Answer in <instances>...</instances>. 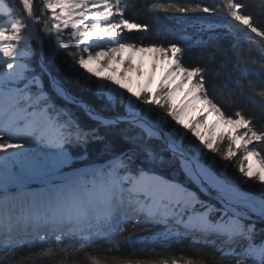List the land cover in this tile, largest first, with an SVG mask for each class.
<instances>
[{
	"label": "snow or ice",
	"instance_id": "obj_1",
	"mask_svg": "<svg viewBox=\"0 0 264 264\" xmlns=\"http://www.w3.org/2000/svg\"><path fill=\"white\" fill-rule=\"evenodd\" d=\"M19 3L0 0V264H19L22 248L29 260L54 264H80L76 257L83 264H208L202 258L93 255L103 241L111 253L125 244L151 251L156 241L164 246L185 239L218 253L213 264H264V196L243 190L226 165L214 170L215 156L201 159L207 150L235 161L242 179L264 189V126L242 109L223 110L208 87L211 81L234 98L247 90L264 103V0L258 6L244 0H151L155 13L200 32L222 27L243 33L261 52L259 58L244 56L233 45L235 64L224 52L219 59L210 55L207 66L186 65L178 40L144 44L140 37L151 26L130 15L138 0ZM254 7L259 11L249 10ZM188 14L207 15L195 16L192 25ZM45 36L50 51L43 47ZM61 51L79 73L87 99L55 74ZM138 53L154 54L150 71L143 59L137 62ZM253 71L259 76H249ZM209 117H215L211 126ZM220 124L227 131L217 136ZM117 140L128 147L121 149ZM92 144L108 159L71 168L72 149L87 161ZM165 169L178 170L185 181L169 179ZM156 226L160 231L134 235Z\"/></svg>",
	"mask_w": 264,
	"mask_h": 264
},
{
	"label": "rangeland",
	"instance_id": "obj_2",
	"mask_svg": "<svg viewBox=\"0 0 264 264\" xmlns=\"http://www.w3.org/2000/svg\"><path fill=\"white\" fill-rule=\"evenodd\" d=\"M142 1L144 2V5H148V8H145V7L143 8L142 12L136 18V21L147 24L144 21L145 17L148 13L153 12L150 9L151 0H142ZM4 2L8 3L6 0H4ZM155 2L172 3V2H177V0H155ZM179 2H187V0H179ZM205 2L209 3V2H212V0H205ZM244 2L250 4L249 0H244ZM260 2L261 0H253V5L258 6ZM8 4L10 6L21 7L20 3H18L17 5H12L10 3ZM249 10L253 12H258L259 8L254 7V8H250ZM197 15L206 16L207 14H188V19L191 21L192 25H195L196 23H198V21L194 19V17ZM216 18L222 19V14L218 13ZM175 20L177 21L176 29L181 33H184V32L189 33L191 34V37H192L190 39H184L180 41L182 48L185 50L184 56H183V62L186 65H189L187 61H190V62L194 61L193 63H195L194 65L196 66H207L208 57L210 55H216L217 58L219 59L220 56L224 52H228L230 62L235 64L237 60V56L233 52H231L233 45H236L238 50H242L241 54L244 56H248L249 53L252 54L253 58H259L261 56V52L259 50L258 45L256 43L249 42L244 37L243 33H238L237 31H233L232 33H229L227 29L220 27L215 32H211V33L203 32L205 40L200 42L196 39V36L198 35V33H200V31L194 29L189 24L178 20L176 17H175ZM261 22L264 23V21H261ZM150 32H151V27L150 29L146 30L143 33V35L140 37L143 40L144 44H148L149 42H157L156 40L151 39V37L149 36ZM65 38L68 40L70 45L75 44V38L71 37L69 33L65 34ZM169 41L171 40H168L167 42H161V43L166 44ZM93 47H95V45H93ZM199 48L200 49L202 48V50H204L205 52V55L202 59L203 61L199 60L200 56L196 55V53H193L194 50H199ZM217 49H219L220 51L218 52ZM192 58H196L197 60H193ZM145 70L150 71L148 68H145ZM257 76H259V72L253 71L252 77H257ZM234 77L240 78L241 83H244L241 72H235ZM220 79H223V77H221ZM208 87H209L210 94L215 97L216 101H218L220 104L223 105V110L230 112V113H234L235 111L242 109L250 117H253L256 119L257 127L264 126V103H261L260 99L257 96L245 90L243 97H241L240 95H237L234 98L232 95H229L223 88L214 86L211 81H209ZM233 91H236V90L233 88ZM207 123L209 126H211V124L213 123L211 117L207 119ZM226 131H227V128L220 124L216 129V134L218 136L220 132H226ZM190 140H191L190 136L189 138H186L184 141L185 145H187L190 142ZM210 153L211 152H208L207 150H205V155L201 157L202 161L207 162L211 158ZM74 165H75V161L73 160L71 168H73ZM69 170L70 169L67 168V170L65 171H69ZM214 170H215V167H214ZM227 175L231 179H234L243 190L250 191L254 193L257 197L264 196V194L257 193L254 189L251 190V186L248 184L252 180H249L248 178L242 179L241 177L235 178L228 171H227ZM31 186L32 188L39 187L38 184H32ZM13 191L15 190L13 189ZM258 227H259V224H258ZM132 228H133V225L129 224L128 225L129 232L132 231ZM158 231H160V226L151 228L148 232H144V231H141L140 229H137L134 235L148 236L150 235L151 232H158ZM3 242L4 241L1 238L0 243H3ZM108 243H109L108 241H103L102 242L103 246L98 248L97 250H93V255L101 259H106L109 256H111V258L113 259L119 258L121 260L124 257L127 259L133 258V259H143V260H156V259L172 260L176 258H181L182 260H186L188 258H196L197 260H199L202 258L208 261V264H213V259H212L213 256L219 255L218 253H213L211 248L201 247L191 242L190 239H185L182 243H171V244L164 245V246H162L160 241H156L151 251L144 249L143 246L138 245V244L137 245L125 244L121 249H116L111 253L106 251ZM187 245L198 246L202 249L209 250V251L204 252L199 249L198 250L195 249L194 251L192 249H188ZM155 248L159 250L157 253H154ZM70 252H71V249H70ZM119 256L121 257L123 256V257L121 258ZM17 261L19 262V264H51L50 260H45V259L37 258V257H32L31 260H29V250L27 248H22L18 251Z\"/></svg>",
	"mask_w": 264,
	"mask_h": 264
},
{
	"label": "trees",
	"instance_id": "obj_3",
	"mask_svg": "<svg viewBox=\"0 0 264 264\" xmlns=\"http://www.w3.org/2000/svg\"><path fill=\"white\" fill-rule=\"evenodd\" d=\"M6 1L12 5H17L19 3V0H6ZM40 3L42 4V0H40ZM138 4H139V7H137L134 10V12L130 13V15L135 20L144 8V2L142 0H138ZM51 43H52L51 39L49 37L45 36L44 40H43L44 49L50 51L51 50V47H50ZM33 47H35V45H33ZM67 51L79 52V48L73 49L72 47H70ZM34 63H35V61H33V64ZM54 72L62 81H64L68 85V87L74 93L84 95L86 99L88 98V94L84 93L82 91L81 84L79 83V73L73 68L70 58L68 56L64 55L63 51H61L60 55L56 59V62L54 65ZM55 103L57 105L63 106V101L60 100L59 98L55 99ZM81 119L84 120V117L82 114H81ZM117 144L121 149L128 147V145L123 144L119 140H117ZM99 148H100V146L96 145V144H92L88 147V150H87L88 159H87V161H81L79 159L80 150L72 149V155H73L74 161H75V168L84 167L85 163H88V164L103 163L106 159H108L107 156H102L100 154ZM210 154H211V157L215 156V164H214L215 170H218L222 166L226 165L227 166L226 171H228L231 175H233V177H235V178L241 177V174L238 172V169L235 166V164H236L235 161H225V160H222L218 154H213V153H210ZM239 155L240 154L238 153L237 156L239 157ZM164 174L169 179H175V180H179L182 182L185 181V177H184L183 173L179 172L178 170L175 172H172L169 169H165ZM248 185L251 186V190L254 189L257 193L264 194V190L261 188V186L258 182L250 181ZM202 198L207 199L206 197H202ZM187 248L192 249L194 251H195V249L196 250L199 249V250H202L204 252L209 251V250L202 249L198 246L187 245ZM154 251H155L154 253H157L159 250H157V248H155ZM119 257H121V256H119Z\"/></svg>",
	"mask_w": 264,
	"mask_h": 264
},
{
	"label": "bare ground",
	"instance_id": "obj_4",
	"mask_svg": "<svg viewBox=\"0 0 264 264\" xmlns=\"http://www.w3.org/2000/svg\"><path fill=\"white\" fill-rule=\"evenodd\" d=\"M249 1H250V4L253 5V0H249ZM144 21L151 26V32H150L149 36L153 40L160 41V42H167L168 40L182 41L184 39L192 38L191 34L185 33V32L181 33L176 29L177 21L175 20V17L172 15L166 16L164 13L150 12L146 15ZM165 32L170 33V34L165 35L164 34ZM196 39L200 42L204 41L205 38H204L203 32L198 33V35L196 36ZM193 53H196V55L200 56L199 60L203 61L202 59L205 55V52H204V50H202V48L201 49L199 48V50H194ZM153 56H154L153 53H144V54L138 53L136 55V59H137L138 63L141 61V59H143L144 64H145V68H148L150 70V64L153 60ZM192 59L197 60L196 58H192ZM187 62L189 65L195 64V63H193L194 61L193 62L187 61ZM249 75L253 76V72H250ZM211 119L213 122L215 121V117H211ZM221 125H223V124H221ZM65 170H67V168ZM33 188H35V187H33ZM69 251H70V249H69ZM77 259L80 261V264H83V257H78ZM124 259H127V258H123L122 260H124ZM175 260L180 261L182 259L176 258ZM50 261H51V264H54V261H52V260H50Z\"/></svg>",
	"mask_w": 264,
	"mask_h": 264
},
{
	"label": "water",
	"instance_id": "obj_5",
	"mask_svg": "<svg viewBox=\"0 0 264 264\" xmlns=\"http://www.w3.org/2000/svg\"><path fill=\"white\" fill-rule=\"evenodd\" d=\"M73 168H75V165H74V167Z\"/></svg>",
	"mask_w": 264,
	"mask_h": 264
}]
</instances>
